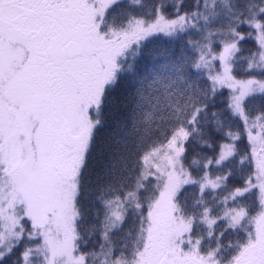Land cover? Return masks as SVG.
<instances>
[{"label":"snow or ice","instance_id":"1","mask_svg":"<svg viewBox=\"0 0 264 264\" xmlns=\"http://www.w3.org/2000/svg\"><path fill=\"white\" fill-rule=\"evenodd\" d=\"M0 264H264V0H0Z\"/></svg>","mask_w":264,"mask_h":264}]
</instances>
